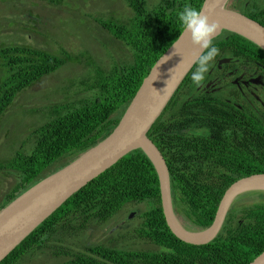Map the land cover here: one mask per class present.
Returning <instances> with one entry per match:
<instances>
[{
    "label": "trees",
    "instance_id": "1",
    "mask_svg": "<svg viewBox=\"0 0 264 264\" xmlns=\"http://www.w3.org/2000/svg\"><path fill=\"white\" fill-rule=\"evenodd\" d=\"M43 1L57 6L63 0ZM125 1L133 11L127 22L95 20L129 45L133 59L96 70L86 83L90 94L76 105L60 101L44 106L46 121L34 129L31 149L17 151L0 162V170L10 171L16 178L0 210L116 128L144 78L184 30L179 12L186 5L201 10L204 2L159 0L152 5L149 0ZM249 1L245 14L264 21L260 14H252L264 13V0ZM20 18H25V12ZM23 28L29 36L37 32L35 25ZM226 33L242 41L241 45L235 44L237 51L264 63V50L257 44L239 34ZM223 40L224 35L215 38L219 48ZM21 43L0 46V115L7 112L18 95L54 75L72 59L73 54L67 50L53 52L40 45ZM227 48L219 55L224 50L226 54ZM195 69L196 65L148 136L166 159L177 212L194 227L204 228L214 222L231 184L264 173V117L249 105L235 104L236 99L231 100L223 83L216 84L220 88L216 93L211 91L214 87L197 86L191 79ZM143 202L147 208L140 211L136 204ZM134 206L140 211L139 223L135 225L131 219L133 226L115 236L114 244L89 243L87 230L116 219L118 214L122 216L125 210L135 213ZM130 234L152 248L120 246V238ZM74 238L80 241L76 246ZM38 251L63 256L60 264H250L264 251V197L246 205L236 201L210 242H185L167 224L153 162L142 149H136L66 200L0 264L21 263L34 258Z\"/></svg>",
    "mask_w": 264,
    "mask_h": 264
},
{
    "label": "rangeland",
    "instance_id": "2",
    "mask_svg": "<svg viewBox=\"0 0 264 264\" xmlns=\"http://www.w3.org/2000/svg\"><path fill=\"white\" fill-rule=\"evenodd\" d=\"M15 1L0 0V46L2 43L8 45L23 42L36 47L40 45L53 52L67 50L73 55L71 61L53 73L54 75L45 77L18 95L7 112L0 115V162L10 158L17 151L31 149L34 129L46 121L44 106L60 101L76 105L77 101L90 94L86 83L96 70L103 67L110 69L115 63L123 64L133 59L129 45L115 38L95 20L112 18L127 22L133 16V11L125 0H63L57 6L43 0H24L21 3ZM158 1L149 0V3L153 5ZM239 3L236 5L240 6V10L248 13L250 1L240 0ZM24 12L25 18H20ZM252 14H260L259 16L264 19L263 11H254ZM26 25H35L37 32L29 36L27 30L23 28ZM228 42L242 44V41L236 37L231 41L223 40V43ZM227 49L226 54L230 53L238 62L253 66L250 60L252 57L247 53L232 48ZM80 51H82L81 55ZM223 54L226 55L225 50ZM215 83H223L228 90L231 89L222 79ZM219 91L220 88L215 87L212 92ZM15 182L16 178L10 171L5 173L0 170V207ZM263 197L264 191H250L242 194L237 202L246 205L261 201ZM144 204L143 202L136 206L141 211L147 208ZM136 206L133 207L135 213L125 210L122 216L118 214L116 219L87 230L86 239L89 243L114 244L115 236H121L127 228L133 226V223L135 225L139 223L140 211L137 212ZM179 217L181 219L183 216L180 214ZM131 219L134 220L133 223ZM183 224L190 230L196 228L189 224L186 218ZM73 240L77 241L75 246L80 243L77 238ZM118 244L130 249L152 248L148 242L135 238L133 234L120 238ZM63 259V256H55L52 252L38 251L34 258L18 264H60L63 263Z\"/></svg>",
    "mask_w": 264,
    "mask_h": 264
},
{
    "label": "water",
    "instance_id": "3",
    "mask_svg": "<svg viewBox=\"0 0 264 264\" xmlns=\"http://www.w3.org/2000/svg\"><path fill=\"white\" fill-rule=\"evenodd\" d=\"M231 1L204 0L201 11L209 16L210 21L220 25L216 37L223 30L230 31L251 40L264 50V25L244 12L229 7ZM201 54V50L192 42L191 33L183 30L156 61L119 124L108 136L0 210V263L66 200L136 149L146 153L158 173L169 228L188 243L205 244L213 240L220 232L228 211L242 194L264 191V173L237 180L225 192L214 222L204 228L190 230L175 209L169 167L148 132ZM250 264H264V251Z\"/></svg>",
    "mask_w": 264,
    "mask_h": 264
},
{
    "label": "flooded vegetation",
    "instance_id": "4",
    "mask_svg": "<svg viewBox=\"0 0 264 264\" xmlns=\"http://www.w3.org/2000/svg\"><path fill=\"white\" fill-rule=\"evenodd\" d=\"M239 1L233 2V8H236V3ZM262 21V20H261ZM259 21L263 23L264 21ZM226 30H223L218 38L224 34L225 39L231 41L234 36H231L226 33ZM228 46L232 47L235 50V44L231 42L223 43V48ZM253 56V55H252ZM252 60L253 66L244 65V62H238L235 60L230 53L220 56H216L215 60L212 62V66L209 68V76L206 75L205 80L201 85L205 84L206 88L213 90L216 86V81L222 79L226 82L227 85L231 87L230 91L231 100L234 98V102L237 105H249L252 111L256 114L262 115L264 117V63L259 62L255 58H250ZM232 82H230V81ZM200 88V87H199ZM202 88V89H206ZM211 90V91H213ZM189 90L185 93H187ZM189 96V94H185ZM243 103L244 105L240 104Z\"/></svg>",
    "mask_w": 264,
    "mask_h": 264
},
{
    "label": "clouds",
    "instance_id": "5",
    "mask_svg": "<svg viewBox=\"0 0 264 264\" xmlns=\"http://www.w3.org/2000/svg\"><path fill=\"white\" fill-rule=\"evenodd\" d=\"M234 1H240V0H232L228 4V6L233 8ZM234 9H238L239 11H242L240 10V6L238 7L237 5L236 8ZM178 17L185 32L191 33L193 44L196 45L198 49L201 50L202 53L195 60L196 69L191 76L192 81L197 86H199L205 80L206 74L209 71V68L212 66V62L215 60L216 56L220 52L219 47L215 43V37L217 31L220 28V25L218 22L210 21L209 16L205 15L198 8L188 5H186L182 9V11L179 12Z\"/></svg>",
    "mask_w": 264,
    "mask_h": 264
},
{
    "label": "bare ground",
    "instance_id": "6",
    "mask_svg": "<svg viewBox=\"0 0 264 264\" xmlns=\"http://www.w3.org/2000/svg\"><path fill=\"white\" fill-rule=\"evenodd\" d=\"M157 120H158V119H157ZM157 120H156V121H157ZM156 121H155V122H156Z\"/></svg>",
    "mask_w": 264,
    "mask_h": 264
}]
</instances>
